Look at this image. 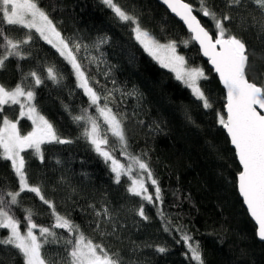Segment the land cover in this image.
Listing matches in <instances>:
<instances>
[{
	"label": "trees",
	"instance_id": "obj_1",
	"mask_svg": "<svg viewBox=\"0 0 264 264\" xmlns=\"http://www.w3.org/2000/svg\"><path fill=\"white\" fill-rule=\"evenodd\" d=\"M113 2L135 16L159 41L175 40L188 66L204 69L208 79L199 83L212 107L205 109L189 88L153 60L135 40L133 25L120 21L103 0H38L70 46L80 45L79 51L73 47V52L89 85L101 97L100 106L107 103L122 122L127 153L148 163L161 189V200L154 198L149 203L130 194L128 176L115 182L108 161L82 135L84 122L78 124L73 117L88 109L100 125L101 135H107L106 149L127 166L130 161L121 155L119 140L90 106L71 64L34 30L33 40L21 46L25 58H9L0 68V84L10 90L23 80L35 93L33 104L40 115L61 139L71 143L43 144V160L33 150L22 153L29 183L39 186L59 214L71 219L87 238L118 254L122 264H196L181 240L182 233L199 243L203 264H264V242L257 239L256 227L237 193L240 168L217 120V113L224 115L225 104L217 76L194 41L187 47L182 43L190 39L187 29L155 0ZM185 2L199 8V0ZM205 3L218 16L232 17L225 26L255 53L249 78L264 84V29L256 6L250 0H240L231 7L228 0ZM194 14L211 34L216 32L210 19ZM0 27L10 26L0 23ZM26 32L12 29L10 34L23 39ZM48 67L56 70V82L48 78ZM32 71L38 72L41 84L35 85L29 75ZM5 115L19 121L21 134L31 128V121L19 116L18 105L5 106L0 124ZM136 171L146 175L134 168L132 176ZM146 184L155 197V188L150 181ZM17 189L11 162L0 158V190ZM19 199L21 204L14 212L22 221V230L24 209H31L40 225L55 222L51 210L34 193L24 192ZM141 205L147 219L137 214ZM34 231L39 235L38 229ZM53 231L56 237H48L50 242L42 252L50 264H60L66 257L64 238L68 233L64 229ZM7 234L0 229V236ZM161 247L164 252L158 251ZM0 264H22V259L11 246L0 245Z\"/></svg>",
	"mask_w": 264,
	"mask_h": 264
},
{
	"label": "snow or ice",
	"instance_id": "obj_2",
	"mask_svg": "<svg viewBox=\"0 0 264 264\" xmlns=\"http://www.w3.org/2000/svg\"><path fill=\"white\" fill-rule=\"evenodd\" d=\"M240 0H228L229 7L238 4ZM261 13L260 26L264 29V0H250ZM122 22H129L132 27L135 40L143 50L155 60L162 68L168 69L175 74V78L181 81L187 88L191 89L193 96L203 102L205 109L212 105L200 86L201 80L208 77L201 67H189L184 56L177 53V42L169 40L161 43L149 31L143 29L138 19L128 14L113 0H103ZM163 3L179 17L191 33L189 40L182 43L187 47L190 41L199 44L203 55L213 66L219 79L227 90V103L225 104L226 118L217 113L218 123L226 130L231 144L234 146L235 155L238 158L241 169L238 172V191L243 199L244 205L251 218L257 226V235L264 240V84H258L256 80L249 78L253 69L251 57L255 54L249 51L246 43L236 35L232 34L225 26V22L231 21L228 14L218 16L210 9L205 0H199V8L185 0H163ZM195 12L210 19L216 29L211 34L198 19ZM256 17L253 16L255 21ZM0 23L10 26L8 29L0 27V68L4 67L9 58L24 59L21 51L22 45H27L33 40L32 30L48 44L52 45L67 60L75 71L78 87L82 88L88 96L90 106L103 117L108 125V131L116 137L121 144V155L127 156L130 163L125 166L111 152L103 146L108 144L107 135H101L100 125L97 120L88 114V109H83L81 115L73 119L78 124L84 122L82 135L91 143L95 151L104 157L105 161H111V171L115 174V182L120 183L122 176L131 179V186L127 191L141 197L149 203L161 200V189L154 178L147 162L138 156L127 153V141L122 127V122L116 117L107 103L100 106L101 97L89 85V81L77 62L73 47L79 51L80 45L70 44L61 36L49 15L39 6L38 0H0ZM12 29H27L25 38L20 39L10 34ZM105 41L101 40L100 43ZM48 78L57 81V73L54 67L47 68ZM29 75L34 79L35 85L42 83L37 71ZM26 79V78H25ZM35 93L30 86H25L23 80L10 90L0 84V112L5 106L19 105L20 117H27L31 121L32 130L22 135L18 128L19 121H13L6 115L0 124V158L10 161L15 176L18 178V189L0 190V229L7 230L6 236H0V245L11 246L22 259V264H50L42 249L50 241L48 237H56L53 229H64L68 238H64L66 257H62L60 264H122L118 254L109 253L103 244H97L87 238L74 222L59 214L55 204L46 199L39 186L29 183L26 171V160L22 153L33 150L34 154L43 160L41 145L45 143H71L70 140L61 139L54 126L40 115L38 109L32 103ZM146 175L133 178V169ZM150 181L155 188V197L148 193L145 186ZM24 192L34 193L43 204L51 210L50 215L54 223L43 226L34 221V213L31 209H24L25 215L22 221L15 215L14 207L21 204L20 197ZM108 209H104V215ZM137 214L147 219L144 206L141 205ZM101 213L97 212V216ZM99 227V224H97ZM38 229L39 235L34 230ZM165 231H168L165 228ZM182 242L187 246L191 254L190 259L196 264H203L202 252L198 242L187 233L181 234ZM164 252L165 248L158 249Z\"/></svg>",
	"mask_w": 264,
	"mask_h": 264
},
{
	"label": "water",
	"instance_id": "obj_3",
	"mask_svg": "<svg viewBox=\"0 0 264 264\" xmlns=\"http://www.w3.org/2000/svg\"><path fill=\"white\" fill-rule=\"evenodd\" d=\"M157 3H159L161 6H163L167 11H168V13L172 16V17H174L177 21H179L186 29H187V26L183 23V21L179 18V17H177L174 13H172L171 12V10L167 7V5H165L164 3H163V0H155ZM199 19V18H198ZM187 31L189 32V30L187 29ZM190 33V32H189ZM191 34V33H190ZM195 42V41H194ZM196 43V45H197V47H198V49H199V52H200V55H201V57H202V59L204 60V61H206L207 62V65H208V67L215 73V75L217 76V79H218V82H219V84H220V86L222 87V89L224 90V93H225V104L227 103V90L224 88V86H223V84L221 83V81H220V79H219V75L215 72V70H214V68H213V66L211 65V63L208 61V58L207 57H205L204 55H203V52L201 51V49H200V46H199V44L197 43V42H195ZM225 104H224V106H225ZM224 115H225V118H226V110H225V107H224ZM222 128H223V126H222ZM223 130H224V132H225V134H226V136H227V138H228V141H229V144H230V146H231V148L233 149V151H234V154H235V149H234V146L231 144V142H230V138L228 137V135H227V132H226V130L223 128ZM235 157H236V155H235ZM236 161H237V163H238V165H239V161H238V158L236 157ZM239 168H240V170H242L241 169V166L239 165ZM238 175V174H237ZM236 187H237V193H238V195H239V191H238V180H237V177H236ZM239 197H240V199H241V201H242V203H243V199H242V197L239 195ZM243 206H244V208L246 209V211H247V207H246V205H244V203H243ZM247 214H248V216H249V218L251 219V221L253 222V224L255 225V227H256V236H257V239L259 240V241H261V242H264V240H261L259 237H258V235H257V226H256V224H255V221L251 218V216H250V214L248 213V211H247Z\"/></svg>",
	"mask_w": 264,
	"mask_h": 264
},
{
	"label": "rangeland",
	"instance_id": "obj_4",
	"mask_svg": "<svg viewBox=\"0 0 264 264\" xmlns=\"http://www.w3.org/2000/svg\"><path fill=\"white\" fill-rule=\"evenodd\" d=\"M161 42V41H160ZM161 43H167V42H161ZM177 53L179 54V55H182L183 56V54H181L180 52H178L177 51ZM190 67V66H189ZM74 70V69H73ZM75 72V71H74ZM174 74V73H173ZM76 75V74H75ZM174 76H175V74H174ZM190 91H191V89H190ZM32 103H33V101H32ZM19 106V105H18ZM102 107V106H101ZM19 113H20V108H19ZM19 116H20V114H19ZM8 117V116H7ZM26 117V116H25ZM9 118V117H8ZM27 118V117H26ZM102 118V120H103V123H104V125L108 128V125L104 122V119H103V117H101ZM9 119H11V118H9ZM11 120H13V119H11ZM14 122L16 121V120H13ZM32 130V124H31V128L27 131V132H29V131H31ZM27 132L26 133H24V134H27ZM24 134H22V135H24ZM42 146V145H41ZM104 148H105V150H107L106 149V147L105 146H103ZM108 151V150H107ZM108 163H109V165H110V167H111V161H108ZM137 172V171H136ZM141 175V174H140ZM139 174H138V172H137V175H134L133 176V178H138L139 176H140ZM130 186H131V184H130ZM145 186L147 187V184H145ZM148 193H149V190H148ZM152 195H153V193H152ZM154 196H155V189H154Z\"/></svg>",
	"mask_w": 264,
	"mask_h": 264
}]
</instances>
